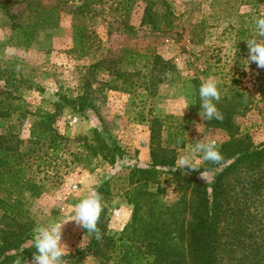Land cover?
Segmentation results:
<instances>
[{
	"label": "rangeland",
	"instance_id": "1",
	"mask_svg": "<svg viewBox=\"0 0 264 264\" xmlns=\"http://www.w3.org/2000/svg\"><path fill=\"white\" fill-rule=\"evenodd\" d=\"M49 14L56 20L36 26L29 45L4 46L0 51V98L7 102L10 96L23 98L31 113L38 108L55 111L59 95H76L83 87L92 101L94 108L84 112L69 106L56 110L55 125L65 139L55 155L46 144L38 148L32 170L41 193L27 197L25 204L33 238L38 225L67 221L61 241L68 250L65 264H72L68 255L91 238L70 219L76 204L99 184L106 181L108 192L100 196L98 223L106 234L117 236L130 222L128 197L141 181L130 176L134 163L149 165L154 149L157 156H173L175 167L200 140L218 145L228 138L223 129L205 126L197 106L196 92L208 79L216 80L219 102L233 112L239 134L264 144V69L254 62L246 67L244 41L252 38L255 18L264 16V0H103L91 5L85 0H0V41L8 39L12 24ZM74 35L82 37L81 50L74 48ZM124 48L151 51L170 61L152 92L140 87L125 93L108 87V67ZM102 59L108 62L100 63ZM135 67L118 63L122 70ZM34 119L30 114L13 119L11 128L27 138ZM8 129L10 121L0 128V135ZM95 132L115 147L113 162L108 154L104 157L106 150L95 152L91 147L99 142ZM194 158L200 161L198 167L202 154ZM174 167L158 166L157 182L147 185L153 191L158 184L163 188L156 195L162 205H172L181 193L169 171ZM210 175L198 177L208 181ZM250 211L252 239L262 241L264 204ZM21 264H35L33 255ZM77 264L99 261L87 255Z\"/></svg>",
	"mask_w": 264,
	"mask_h": 264
},
{
	"label": "trees",
	"instance_id": "2",
	"mask_svg": "<svg viewBox=\"0 0 264 264\" xmlns=\"http://www.w3.org/2000/svg\"><path fill=\"white\" fill-rule=\"evenodd\" d=\"M102 1L85 0V5ZM51 14L34 15L28 23L12 24L8 39L0 41V51L4 46L29 45L36 26L56 20ZM73 45L81 50L82 37L74 35ZM117 59L108 67L111 78L107 83L110 89L125 93L140 87L152 92L160 74L170 68V61L151 51L124 48ZM104 62L108 61H100ZM120 62L138 67L122 70L118 68ZM13 63L10 61V65ZM198 90L196 103L200 109ZM88 95L85 87L76 95L61 94L54 103L55 111L38 108L34 113L26 109L23 98L10 96V102L0 98V128L10 121L8 133L0 135V264H21L35 253L29 243L33 238L32 219L25 207L27 197L41 193V185L33 174V161L42 145L51 149V155L63 145L65 138L55 125L56 110L65 106L78 112L93 109ZM217 108L223 120L203 122L206 127L223 129L228 135L217 145L222 161L217 164L202 160L196 170H175L173 156H157L151 149L149 165L134 163L130 169V176L141 180L128 197L132 205L130 222L117 236L106 234L98 223L101 239L91 234L85 245L68 255L72 264L87 255L98 259L99 264H264V239L253 240L249 225L254 218L250 209L264 204V144H254L247 134H239L233 112L220 102ZM27 114L35 119L29 137L22 138L11 128V121ZM95 136L99 142L96 147L91 146L93 150H106L104 157L108 154L113 162L115 147L99 132ZM179 145L183 146V141ZM158 166L174 167L169 171L181 190L170 206L157 201L156 195L163 192L159 184L155 191L147 187L148 183L157 182ZM204 172L211 174L208 181L198 177ZM107 188L108 183L103 181L95 192L101 196L108 192Z\"/></svg>",
	"mask_w": 264,
	"mask_h": 264
},
{
	"label": "clouds",
	"instance_id": "3",
	"mask_svg": "<svg viewBox=\"0 0 264 264\" xmlns=\"http://www.w3.org/2000/svg\"><path fill=\"white\" fill-rule=\"evenodd\" d=\"M246 41L248 56L245 59L247 66L255 63L258 68L264 69V16H258L254 21V32L252 38ZM200 110H203L204 120H223V115L217 108V103L221 96L215 79H208L202 83L198 90ZM186 105L185 107H187ZM202 154L203 161L219 163L223 157L219 151L216 141L200 140L191 149L190 154L181 155L175 162V170L178 169H198L199 160L194 158V154ZM102 212L101 197L97 192H92L89 196L81 199L75 206L74 217L80 227L89 234H95L97 240L101 239L98 228V221ZM68 220V221H70ZM67 222V221H66ZM66 222L52 221L47 224L38 225L34 232L33 246L35 253L33 259L35 264H65L64 257L67 253L66 245L62 241V226Z\"/></svg>",
	"mask_w": 264,
	"mask_h": 264
}]
</instances>
